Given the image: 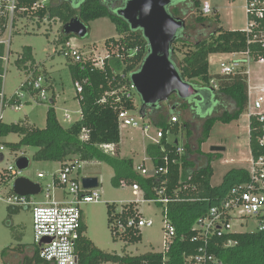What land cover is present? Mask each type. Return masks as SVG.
Listing matches in <instances>:
<instances>
[{"label":"trees","instance_id":"trees-1","mask_svg":"<svg viewBox=\"0 0 264 264\" xmlns=\"http://www.w3.org/2000/svg\"><path fill=\"white\" fill-rule=\"evenodd\" d=\"M38 0H18L19 8H30ZM127 0H83L73 3L59 0L57 4H47L36 12L33 17L40 23L43 20H59L62 25L71 19L77 18L88 27L89 22L108 18L115 27L118 39H109L104 47L110 52L111 58L104 61L103 67L94 68L90 62L69 65L70 76L73 83L82 84V92L76 95L79 101L81 118L68 128H63L55 115V110L49 107L46 112V123L43 129L25 124H3L0 122V138L10 134L19 136L17 143H3L16 152L23 148H34L33 161L66 162L72 157L81 161L97 160L107 163L114 172L112 183L115 187L121 184L131 185L137 183L143 193L144 199L155 196V190L164 188V197L171 200L167 206L168 217L175 228V237L167 254L168 261L163 262L162 254L147 252L138 256L117 255L106 253L96 248L85 236V225L81 219L78 236L75 240L74 250L77 258L76 264H185L187 259L196 255L202 245L201 241H192L196 236L193 227L199 218H202L212 206L233 186L247 181L246 169H233L227 173L219 186H210L212 175V153L200 152L199 148L193 149L190 144V129L187 115L203 119L201 137L197 141L198 147L204 143L216 122L230 123L241 115L247 114L248 107V77L245 73L233 75H210L208 57L212 54H232L244 52L247 49L255 50V46L247 45V39L242 31L224 30L219 25L218 14L203 16L200 13L199 0H190L188 11L182 9L186 0H172L168 12L173 17L193 13L197 25H205L206 37L191 39L187 35L186 27L177 34V39L172 45L170 60L177 68L180 78L192 85L197 90V95L188 100L172 96L168 99L169 110L163 112L161 105L156 109L145 107L139 114L142 118L148 117L153 125L162 129L163 138L159 145H148L146 153L153 159L166 153L169 160H176L170 164L166 175L153 178H142L133 171L131 159H120L104 155L98 145L114 144L120 142V132L117 124V113L120 108L135 111V105L124 102L123 91L125 86L130 88V76L141 66L148 54V45L140 30L132 31L128 23L116 14ZM172 7V8H171ZM174 8V9H173ZM170 9H172L170 11ZM173 11V12H172ZM65 39V38H64ZM62 37V41L65 42ZM68 39V38H66ZM4 47L0 46V54ZM61 52V51H60ZM183 56L177 59V54ZM32 49L24 47L16 61L18 67L26 68V64H33ZM216 85L214 88L211 84ZM104 99V102H101ZM120 102L116 103V100ZM218 102L212 112V103ZM54 103V99H51ZM197 103L210 108L209 112L199 111ZM141 109V107H140ZM221 111V112H220ZM202 112V113H201ZM220 113L215 115V113ZM171 117H177L178 122L169 123ZM183 119L180 126L184 132V154L178 156L175 145L167 141L168 131H177L179 119ZM258 125L249 119V146L251 155L257 157L259 150L256 138L260 135ZM161 149L165 152L162 153ZM203 157V158H202ZM202 158L201 165H198ZM155 161L156 167L161 165ZM182 166V167H181ZM184 183L196 186V190L180 191ZM11 192V190H10ZM22 208L8 207L10 213L18 212ZM116 211L113 204L107 205L108 220ZM122 221L135 217L137 210L133 205L123 206L120 214ZM264 223V214L258 218ZM264 227V226H263ZM114 241L123 240L126 244H136L140 241V232L127 229L121 237L114 236ZM231 240L236 244L224 248V242ZM209 251L219 257L224 264H264V228L254 233H234L223 239L212 237ZM22 264H52L39 257L36 249L33 253L25 255Z\"/></svg>","mask_w":264,"mask_h":264},{"label":"rangeland","instance_id":"rangeland-1","mask_svg":"<svg viewBox=\"0 0 264 264\" xmlns=\"http://www.w3.org/2000/svg\"><path fill=\"white\" fill-rule=\"evenodd\" d=\"M199 2L200 6L204 3L209 4L212 10L209 17L214 15V11L218 13L219 24L224 30H245L244 0H199ZM52 3L57 4L59 0H50L48 4ZM189 3H191L190 0H186L182 9L188 11L190 8ZM193 16V13L187 12L186 15H180L179 17L185 20L186 32L191 39H203L210 30H207L203 24H195ZM36 19L19 15L14 17L11 44L9 46V66L4 83V95L8 99L14 92H19L23 93L24 98L22 99L19 111H14L9 106L4 108L2 123H27L28 126L31 125L35 128L43 129L46 123V112L49 107H52L55 110L59 124L63 128H68L80 120L81 117L79 101L76 98V90L69 71L70 61L62 55L64 43L62 37L66 40V37L62 35L63 25L59 20L55 19L51 21L43 20L40 23L35 21ZM88 29L87 35L83 38L70 36L68 38L70 43L80 48L81 52L85 54L94 53L96 56L103 58L106 56L105 42L109 39H118L114 25L108 18H102L89 22ZM24 47L32 49L34 60L32 65L26 64V68L23 66L18 67L16 64ZM209 57L210 75L220 73L221 62L230 64L233 61L243 63L246 61V57L242 54H212ZM182 58L181 53L177 54L178 60ZM245 68L250 72L251 79L254 76L253 73H257L260 68L264 67L259 64H245ZM37 77L43 79L42 85L47 92V101H39L35 94L32 95L25 88L21 89V84L26 81H32ZM260 80L262 81V79ZM132 93L136 109L131 114L137 118L140 116L141 101L136 92ZM52 98L54 99V104L50 103ZM171 98L172 96L169 99ZM163 104L164 107L168 105L167 102ZM211 105L213 106L211 112L220 106L218 102ZM197 107L199 111L203 112H209L210 110L209 107L198 103ZM66 113L70 116L69 120L64 118ZM219 114L218 112L215 113V115ZM187 116L190 117L189 114ZM143 122L146 124L151 123L148 135L150 138H154L157 127L152 124L148 117L143 118ZM179 122L180 127L183 124V119H179ZM188 122L191 133L189 142L193 149L199 148L200 152L209 153L211 146H219L220 143L225 148V151L221 152L219 156L218 152H212L214 155L210 164L212 169L210 186H219L224 176L233 169H247L249 167L248 161H250L251 155L248 143V118L246 115H242L237 120L227 124L221 122L214 123L208 139L199 147L197 141L201 137L203 120H196V123L190 120ZM120 137L119 158L132 159L137 165L144 164L145 168L149 170L152 167V162L145 153L146 146L151 143L149 137L145 136L140 129L132 127L121 128ZM166 138L170 144H174L177 141L178 147H183L184 145L185 138L181 127L174 132L172 130L168 131ZM0 141L2 143H17L19 136L10 134L1 138ZM35 152L36 150L30 147L16 152L6 147L1 153L0 176L9 167L16 168L15 161L24 156L30 162L28 167L20 172L21 174L18 178H25L45 187L49 183L50 177L60 171V165L58 162L33 161L32 156ZM202 158L199 160L198 165H201L203 162ZM143 159H146L144 163L142 162ZM91 161H86L82 164L77 179L81 182V179L85 177L97 178L99 182L97 190L101 195L99 202L81 206L83 223L86 228L84 236L96 248L119 256H138L147 252H161L163 237L162 208L152 204H138V210L142 216L153 222L151 228L141 229V238L138 243L126 244L120 239L114 241L111 233V224L108 220L107 205L113 204L117 211H120L123 206L140 199V194L137 197L134 196L131 185L122 184L119 187H115L112 183L113 169L105 162ZM38 174H43L45 178L42 180L38 179ZM4 184L0 183V196L7 197L6 193L11 189L12 181L9 184ZM56 192L60 191L54 192V198H56ZM37 199L43 200V196L39 195ZM258 226L259 223L255 219H243L242 221H234L232 223V230L236 233H254L258 231ZM34 250H36V246L34 244L31 212L26 209H20L18 212L10 213L8 206L0 202V264H22L25 255L33 253Z\"/></svg>","mask_w":264,"mask_h":264},{"label":"built area","instance_id":"built-area-1","mask_svg":"<svg viewBox=\"0 0 264 264\" xmlns=\"http://www.w3.org/2000/svg\"><path fill=\"white\" fill-rule=\"evenodd\" d=\"M50 0H38L30 8H19L18 0H0V46L4 47L3 53L0 54V122H2V113L5 107L9 106L14 111L21 109L23 93L14 92L12 96L6 99L4 95V83L9 66V46L11 44L12 27L14 17L16 15L33 17L36 12L43 9ZM244 13L246 18V28L242 31L247 39V45H254L255 50L247 49L244 52L232 53L242 54L246 57V61H233L230 64L220 63V75H233L241 72L248 77L249 71L246 70L245 64H259L264 67V0H244ZM200 13L203 16H209L212 10L209 4L204 3L200 6ZM62 55H64L72 64H81L90 62L94 68H102L104 61L111 58V54L106 50V56L100 58L94 53L85 54L81 49L72 45L69 39L63 43ZM93 55V56H92ZM243 69H245L243 71ZM43 79L37 77L32 81H26L21 84V89L25 88L29 93L35 94L39 101H47V92L42 85ZM211 84L214 88L216 85L213 81ZM248 84V107L247 115L252 118L258 125L260 135L256 138V145L259 150V155L253 157L249 161L247 169L248 178L244 183L237 184L229 189V191L219 200L218 205L208 209L206 215L199 218L193 230L196 231V236L192 241H201L202 245L198 249L196 255L187 259L185 264H224L222 260L215 254L209 251L212 237L223 239L228 235L234 234L232 223L234 221H242L243 219H255L258 221V231L264 227V223L259 222L258 218L264 214V87H250ZM76 95L82 92V84L74 83ZM123 91L124 102H133L132 92L134 89L132 83L130 88L119 89ZM104 102V99L101 101ZM120 99L116 100V103ZM133 110L120 108L117 113L118 128H138L145 136L151 128V123L143 122L141 116L135 117L132 115ZM64 118L69 120V114H65ZM139 118V119H138ZM178 122L177 117H171L169 123L175 124ZM155 126V125H154ZM164 132L157 127L155 137L150 138L153 145H159L163 138ZM1 140V138H0ZM100 150L105 153H112L113 145H101ZM5 150L4 144L0 141V159L1 153ZM161 152L165 151L161 149ZM175 152L178 156L184 154V148L176 146ZM146 159H144L143 163ZM152 167L145 168L144 164L136 165L133 170L136 174L144 178L158 177L166 175L170 164H176V160H169L166 153L158 156L157 161L162 164L157 166L150 158ZM60 171L51 177V181L45 187L41 184L40 194L43 196V202L34 201L33 196H17L15 194L0 196V202L12 208H22L29 210L32 214V226L34 244L39 251V257L52 264H76V255L74 250L75 240L78 236V230L81 222L82 205L97 203L100 201V195L97 188L84 189L82 183L77 179V174L84 162L75 158L63 162ZM182 167V166H181ZM21 171L15 167H9L6 172L0 176V183H6L9 180H15L20 176ZM38 179H44L43 174L37 175ZM132 193L134 196L140 194V199L130 202L127 205H133L134 210H137L135 217H129L122 221L120 211H115L110 218L111 233L114 236L121 237L127 229H132L140 232L143 228H151L153 222L146 219L139 212L137 206L140 203L158 205L162 208V254L163 262L168 261L167 254L175 237V228L168 217L167 206L173 200L164 197V188L155 190L156 194L152 199H144L137 183L131 184ZM55 190L63 191L66 196V201L56 202L53 192ZM196 190V186L190 183H184L180 191ZM68 196V197H67ZM43 240H50L48 243H43ZM236 242L227 240L224 242V248L232 247Z\"/></svg>","mask_w":264,"mask_h":264},{"label":"water","instance_id":"water-1","mask_svg":"<svg viewBox=\"0 0 264 264\" xmlns=\"http://www.w3.org/2000/svg\"><path fill=\"white\" fill-rule=\"evenodd\" d=\"M80 3L83 0H67ZM172 0H127L116 11L125 20L132 31L140 30L148 45V54L140 68L130 76L134 91L141 101L140 113L145 107L156 109L168 101L171 96L188 100L197 95V90L184 82L177 68L170 60L172 45L177 34L186 27L185 20L173 17L168 12ZM89 29L79 19L73 18L62 27V35L66 38L76 36L83 38ZM51 103V101H50ZM224 147L211 146L209 152H223ZM29 165V159L20 157L15 166L22 171ZM84 189L96 188L97 178H83ZM12 191L17 196H34L40 193L38 183L25 178H17L12 184ZM50 240H43L48 243ZM77 262V258H76Z\"/></svg>","mask_w":264,"mask_h":264},{"label":"crops","instance_id":"crops-1","mask_svg":"<svg viewBox=\"0 0 264 264\" xmlns=\"http://www.w3.org/2000/svg\"><path fill=\"white\" fill-rule=\"evenodd\" d=\"M218 14L216 11H214V14ZM218 19H219V15H218ZM220 25V24H219ZM221 26V25H220ZM222 27V26H221ZM223 28V27H222ZM229 31H231V30H229ZM209 59H210V57H209ZM209 62V61H208ZM209 66H210V64H209ZM254 74V76L253 77H251V79H250V72H249V74H248V80H249V86L250 87H264V68H260V70L257 72V73H253ZM261 77V78H260ZM262 79V81L260 80V79ZM32 94V93H31ZM33 95V94H32ZM51 101V100H50ZM54 104V103H53ZM164 104H162V106H161V108H162V110H163V112L165 111V113H167L168 112V110H169V104L167 105V107L165 106H163ZM244 115H246V117L248 118V143H249V117H248V115L247 114H244ZM242 116V115H241ZM80 117H81V115H80ZM181 119V118H180ZM187 119L188 120H190V121H192L193 123H196V120H203V119H198V118H193L192 116H188L187 117ZM25 125H28L27 123H24ZM31 126V125H30ZM119 132H120V129H119ZM120 139H121V137H120ZM102 145H104V144H102ZM110 145H113V150H112V153H105V152H102L101 150H100V146L101 145H98V149L104 154V155H106V156H109V157H116V158H119V152H120V142H119V144L117 145V146H115L114 144H110ZM149 145H153V144H151V143H149ZM174 145H175V147L177 146V141H175L174 142ZM184 146H185V141H184V145H183V148H184ZM219 146H221L222 147V143H220L219 144ZM146 149H147V146H146ZM146 149H145V153H146ZM249 150H250V146H249ZM225 151V150H224ZM223 151V152H224ZM209 153H211V152H209ZM147 154V153H146ZM213 154V153H212ZM221 154V152H218V156ZM148 155V154H147ZM250 155H251V150H250ZM22 157H24V156H22ZM148 157H149V159L151 158L153 161H154V164H155V161H157V158L158 157H156V158H152V157H150L149 155H148ZM73 158H75V159H77V160H79V158H77V157H72L71 159H73ZM120 159H124V158H120ZM132 160V159H131ZM79 161H81V160H79ZM87 161H91V160H87ZM133 161V168L137 165L135 162H134V160H132ZM143 161H144V159H143ZM142 161V162H143ZM29 162H30V160H29ZM82 162H86V161H82ZM92 162V161H91ZM94 162H99V161H94ZM59 163V165H60V169H61V167H62V165L64 164V163H61V162H58ZM248 163H249V161H248ZM138 165H140V164H138ZM248 169V168H247ZM246 169V170H247ZM134 171V170H133ZM79 173V172H78ZM54 175H56V174H53L52 176H54ZM78 175V174H77ZM51 176V177H52ZM140 176V175H139ZM51 177H50V179H49V182L51 181ZM141 177V176H140ZM44 178H45V176H44ZM85 178H88V177H85ZM142 178H144V177H142ZM17 179V178H16ZM15 179V180H16ZM83 179V178H82ZM82 179H81V183H82ZM146 179V178H145ZM15 180H9V181H7L6 183L7 184H9V182L10 181H12V184H13V182L15 181ZM42 180V179H41ZM98 180V179H97ZM5 183V184H6ZM4 184V183H3ZM4 184V185H5ZM39 184V183H38ZM98 184H99V182H98ZM122 185V184H121ZM120 185V186H121ZM98 187V186H97ZM96 187V188H97ZM10 190H11V192H10ZM9 191H8V193H6V195H10V194H14V192L12 191V186H11V189H10ZM141 190V189H140ZM55 191H60V190H55ZM54 191V192H55ZM54 192H53V195H54ZM60 193H61V197H60ZM141 193H142V191H141ZM39 195H41L40 193L38 194V195H34L33 197V199H34V201H36V202H43L44 201V199L42 200H38L37 199V196L39 197ZM142 196H143V193H142ZM54 198V197H53ZM143 198H144V196H143ZM154 198V197H153ZM66 196H65V194H64V192L63 191H60V192H56V198H54V200L56 201V202H63V201H66ZM152 199V198H151ZM146 204V203H145ZM149 205V204H148ZM155 206H158V205H155ZM159 207V206H158ZM137 208H138V206H137ZM80 209H81V207H80ZM116 211H117V209H116ZM81 219L83 220V212H82V210H81Z\"/></svg>","mask_w":264,"mask_h":264},{"label":"flooded vegetation","instance_id":"flooded-vegetation-1","mask_svg":"<svg viewBox=\"0 0 264 264\" xmlns=\"http://www.w3.org/2000/svg\"><path fill=\"white\" fill-rule=\"evenodd\" d=\"M172 8V7H171ZM174 9V8H173ZM172 9H170V11H171Z\"/></svg>","mask_w":264,"mask_h":264},{"label":"clouds","instance_id":"clouds-1","mask_svg":"<svg viewBox=\"0 0 264 264\" xmlns=\"http://www.w3.org/2000/svg\"><path fill=\"white\" fill-rule=\"evenodd\" d=\"M135 92V91H134Z\"/></svg>","mask_w":264,"mask_h":264}]
</instances>
